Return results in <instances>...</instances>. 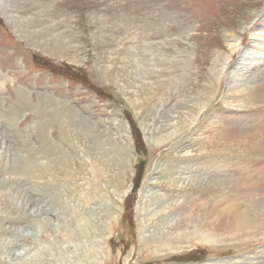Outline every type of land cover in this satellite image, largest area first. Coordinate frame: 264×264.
Instances as JSON below:
<instances>
[{
  "label": "rangeland",
  "instance_id": "rangeland-1",
  "mask_svg": "<svg viewBox=\"0 0 264 264\" xmlns=\"http://www.w3.org/2000/svg\"><path fill=\"white\" fill-rule=\"evenodd\" d=\"M259 40L264 0H0V264H264Z\"/></svg>",
  "mask_w": 264,
  "mask_h": 264
},
{
  "label": "bare ground",
  "instance_id": "bare-ground-1",
  "mask_svg": "<svg viewBox=\"0 0 264 264\" xmlns=\"http://www.w3.org/2000/svg\"><path fill=\"white\" fill-rule=\"evenodd\" d=\"M4 1V0H3ZM5 4H7V3H5ZM27 6V5H26ZM3 7V6H2ZM9 6L7 7H4L3 9V11H5L4 13H5V15H8V13H6V11H9ZM12 11V10H11ZM13 12V11H12ZM11 13V12H10ZM10 17H11V15H10ZM11 18H13V17H11ZM14 21V20H13ZM238 45V44H237ZM240 45V44H239ZM254 46H257V45H262V47L264 48V41H262V40H259L258 41V43H254L253 44ZM239 82V81H238ZM246 83V82H245ZM244 86H245V84H243ZM244 86L241 88V86H239V88H241L240 89V91L241 92H239V93H241V94H245L244 96H246L247 94H248V92L249 91H247L248 89H246V88H244ZM209 90V89H208ZM249 96V95H248ZM251 97V96H250ZM249 97V98H250ZM252 100V99H251ZM194 102V101H193ZM151 139V138H150ZM12 156V155H11ZM10 166V165H9ZM13 166V165H12ZM14 168V167H13ZM23 168V167H22ZM7 169V168H6ZM13 172V171H12ZM21 175V174H20ZM18 184V183H17ZM19 185V184H18ZM20 190V189H19ZM64 204V203H63ZM64 208V207H63ZM66 211V210H65ZM23 213V212H22ZM229 216V215H228ZM236 217H234V216H232L231 217V219L229 218V223H232V227L234 228V232H237V233H240L241 235H242V233H246V232H248L249 230H254V229H257V227H256V224L253 222L254 220H253V218H252V215H250V214H248V213H244V212H242V213H240V214H238V215H235ZM50 220V219H49ZM19 221V220H18ZM50 222V221H49ZM228 223V222H227ZM229 226V225H228ZM59 228V227H58ZM65 228V227H64ZM229 228H231V227H229ZM17 231V230H16ZM71 231V230H70ZM211 231V230H210ZM46 232V231H45ZM52 233V232H51ZM159 234V233H158ZM157 234V235H158ZM235 233H233V235H234ZM236 235H238V234H236ZM154 236V235H153ZM53 237V236H52ZM158 237V236H157ZM160 237V236H159ZM164 237V236H163ZM153 238V237H152ZM241 238V237H240ZM240 238H238V239H240ZM161 239V238H160ZM238 242H239V240H238ZM152 244V243H151ZM56 253V252H55ZM50 255V254H49Z\"/></svg>",
  "mask_w": 264,
  "mask_h": 264
},
{
  "label": "trees",
  "instance_id": "trees-1",
  "mask_svg": "<svg viewBox=\"0 0 264 264\" xmlns=\"http://www.w3.org/2000/svg\"><path fill=\"white\" fill-rule=\"evenodd\" d=\"M136 141V140H135ZM142 172V171H141ZM141 172H139L138 173V175H137V181H138V177H140V175H141Z\"/></svg>",
  "mask_w": 264,
  "mask_h": 264
}]
</instances>
